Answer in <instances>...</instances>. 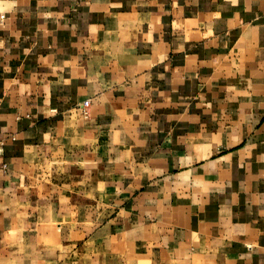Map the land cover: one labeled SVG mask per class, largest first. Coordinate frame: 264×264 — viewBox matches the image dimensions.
<instances>
[{
    "label": "crops",
    "instance_id": "1",
    "mask_svg": "<svg viewBox=\"0 0 264 264\" xmlns=\"http://www.w3.org/2000/svg\"><path fill=\"white\" fill-rule=\"evenodd\" d=\"M0 144V264H264V0H0Z\"/></svg>",
    "mask_w": 264,
    "mask_h": 264
},
{
    "label": "built area",
    "instance_id": "2",
    "mask_svg": "<svg viewBox=\"0 0 264 264\" xmlns=\"http://www.w3.org/2000/svg\"><path fill=\"white\" fill-rule=\"evenodd\" d=\"M88 106H89V102H85L84 107L87 108ZM3 156H4V147L0 144V171H2L6 166L2 160Z\"/></svg>",
    "mask_w": 264,
    "mask_h": 264
}]
</instances>
